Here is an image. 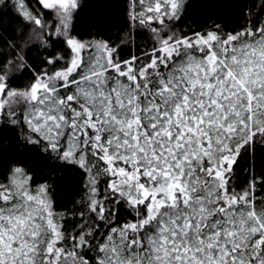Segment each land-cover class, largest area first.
<instances>
[{
    "label": "snow or ice",
    "instance_id": "1",
    "mask_svg": "<svg viewBox=\"0 0 264 264\" xmlns=\"http://www.w3.org/2000/svg\"><path fill=\"white\" fill-rule=\"evenodd\" d=\"M0 5V126L53 165L0 149V264H264V0L230 31L130 0L142 45L80 32L79 0Z\"/></svg>",
    "mask_w": 264,
    "mask_h": 264
},
{
    "label": "trees",
    "instance_id": "2",
    "mask_svg": "<svg viewBox=\"0 0 264 264\" xmlns=\"http://www.w3.org/2000/svg\"><path fill=\"white\" fill-rule=\"evenodd\" d=\"M258 2V0H257ZM10 5L11 0H5ZM35 3V0H31ZM130 0H79L80 7L74 13V26L80 32L91 31L93 34L99 33L105 38L118 42L126 33L131 32L136 45H142L147 39V29L132 30L129 20ZM252 0H187V14L185 18L186 25L193 28H207L213 23L228 25L226 30H231L238 26L240 22L241 9L245 5H250ZM8 9L0 5V17L8 21L11 26H15L16 20L12 16H6ZM87 38V37H85ZM130 50H134L133 45H128L123 49V54L128 55ZM28 73L17 81V84L23 85L27 82ZM15 130L10 127L0 126V149L7 147L4 156H15L22 158L25 162L39 174L43 175L53 165L39 157L35 150L23 149L15 139ZM264 163V149L257 148L250 152L244 167H256L257 173ZM2 166V164H0ZM243 175V173H242ZM56 184L65 186L74 183L75 177L62 169H55Z\"/></svg>",
    "mask_w": 264,
    "mask_h": 264
}]
</instances>
